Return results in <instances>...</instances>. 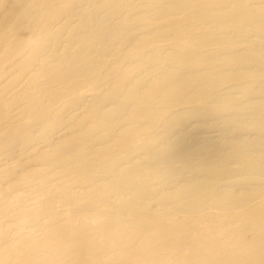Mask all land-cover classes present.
<instances>
[{
	"label": "bare ground",
	"instance_id": "1",
	"mask_svg": "<svg viewBox=\"0 0 264 264\" xmlns=\"http://www.w3.org/2000/svg\"><path fill=\"white\" fill-rule=\"evenodd\" d=\"M0 264H264V0H0Z\"/></svg>",
	"mask_w": 264,
	"mask_h": 264
}]
</instances>
